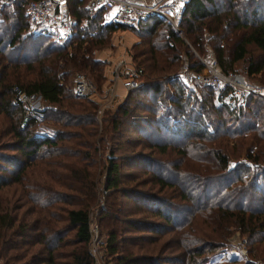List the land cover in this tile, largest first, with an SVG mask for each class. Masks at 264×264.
Instances as JSON below:
<instances>
[{
  "label": "trees",
  "instance_id": "trees-1",
  "mask_svg": "<svg viewBox=\"0 0 264 264\" xmlns=\"http://www.w3.org/2000/svg\"><path fill=\"white\" fill-rule=\"evenodd\" d=\"M27 1L0 2V192L12 186L13 193L0 194L2 262L90 264L89 166L106 149L97 219L111 264H205L231 248L233 232L245 255L236 264H264V96L246 93L237 103L225 87L195 90L176 75L182 61L199 70L192 50L201 56L208 47L221 71L235 72L238 62L239 73L264 89V0H186L175 27L156 15L115 23L84 0H65L73 24L62 45L25 30ZM116 29L136 37L128 54L141 83L97 119L96 99L75 96L71 76L86 70L100 91L106 77L91 51ZM13 86L39 95V136L33 119L20 123ZM138 109L145 114L130 118ZM130 124L141 140L121 137ZM163 135L184 138L170 144ZM240 153L228 167L229 155ZM125 163L137 170H121Z\"/></svg>",
  "mask_w": 264,
  "mask_h": 264
},
{
  "label": "built area",
  "instance_id": "built-area-1",
  "mask_svg": "<svg viewBox=\"0 0 264 264\" xmlns=\"http://www.w3.org/2000/svg\"><path fill=\"white\" fill-rule=\"evenodd\" d=\"M186 0H84V7L95 11L100 10L104 19L120 24H133L137 20L149 16H159L165 19L173 27L183 8ZM65 0H28L24 7V14L27 20V30L33 33H42L56 44L62 45L69 38L72 32L73 18L65 8ZM201 63L199 70H193L186 64H181L176 75L177 78L187 87L196 84L209 86L213 89L226 88L228 94L240 102L246 93H256L264 96V89L258 85L247 82L244 77L234 71H221L215 60L197 56ZM107 61V60H106ZM106 80L101 85L100 91H96L89 78L82 72H74L71 76V92L75 96H87L97 101L96 116L101 111L113 104L116 94V83L120 84L123 92L134 88L141 83L139 78L140 70L127 59L119 58L110 66L107 64ZM10 103L19 105L20 123L24 124L33 119L36 129L33 136H39L42 113L39 103L41 101L36 93H26L17 86L12 87ZM231 167V163H228ZM89 239L87 251L90 255V264H106L103 259L100 239L96 232V225L89 224ZM245 255H243L244 257ZM0 264H4L0 259Z\"/></svg>",
  "mask_w": 264,
  "mask_h": 264
},
{
  "label": "rangeland",
  "instance_id": "rangeland-1",
  "mask_svg": "<svg viewBox=\"0 0 264 264\" xmlns=\"http://www.w3.org/2000/svg\"><path fill=\"white\" fill-rule=\"evenodd\" d=\"M0 2H3L5 4H10V3H12V0H0ZM64 5H65V8H66V3ZM66 10H67V8H66ZM102 17H103V15H102ZM107 18H105V19H107ZM25 30L28 32L27 25H26ZM123 30H127V29H123ZM121 31L122 30H120V29H116L113 32L109 33V35L107 37L106 43L103 46H101L99 48H94L91 51L92 57L94 59H96V60L101 61V63H102L101 64V71L105 75L107 74L106 71H105L106 68H107V64H108V66H110L111 63L115 62L119 58H123L125 60L128 59L130 61V57H129V54H128L129 46H126L125 45L126 44V39H125V37H122V32ZM192 52L197 57V54L195 53V51L192 50ZM202 53L203 54H200L201 57H203V58L206 57V58L212 59L211 58V53H210V50H209L208 47H204V50H203ZM182 62L183 63H181V64H185L186 63V61H182ZM180 65H179V67H180ZM234 67H235V70L237 71V73L241 72L238 62H236V64H235ZM76 72H82L83 74H85L89 78V80L92 81V84L95 85L94 80L91 78V76L88 74V72L86 70H76ZM243 77H244V79L247 82H249V83H251L253 85H256V86L258 85L257 79H255L253 77H249V79L246 78V76H243ZM191 88L192 89H195V87H191ZM116 89L119 92H116L117 96H115L114 101H113V104L110 107L114 106L120 99H122V97L126 93V91L123 92L122 88L119 90V87H116ZM227 94H228V92H227ZM40 104H42V102L39 103V106H40ZM110 107H106V108H110ZM135 114L144 115L145 112L144 111H140L138 109L135 112L131 113L130 118H131V116L133 117ZM99 116H97V119L99 118ZM138 121H140V120H138L136 118L135 119V122H136L137 125L139 124ZM134 127H136L135 124L132 125V126L130 124V126H128L127 128H124V126H123L122 127L123 132H122L121 137L122 138H128L129 139V138H134V136H137L138 135L139 138H140V140H141L142 137H143V134L139 133L140 134L139 135L138 134V131L135 130ZM145 134H148L147 136H154L155 135V134L153 135L150 130H146ZM155 137L159 138L160 136L155 135ZM161 137H162L161 139H165V140L171 138L172 141L169 140L170 142H168L170 144H175L174 142L179 143L178 141L183 140V138H184V136H179V137L172 136V137H168V135H165V136L163 135ZM131 148L132 147L130 145H126L124 151L130 150ZM131 150H140L143 153V152H147L148 149L147 148H144L142 146H136V147L132 148ZM105 152H106V149H101L99 151V154L97 155V158L95 160V163L94 164H91L89 166L90 174H91L92 180L94 182L95 198L93 199L92 202L89 203V205L87 207V214H88L89 224H90V226L93 225V224L96 225V232H97V235H98V237L100 239V246L101 247H102V241H104V236L105 235H104V227H102L101 225H99V222H98V219H97V211H98V207L101 206L102 203L104 202V194H103L104 192L102 190V184H103V164H102V158L106 154ZM229 156L232 157L230 159V161H229V164L230 163L232 164L234 161H238V160H242L243 159L242 153H240L237 157H233L232 155H229ZM171 157H174V155H171ZM136 166L137 165H134V164L133 165H128V164L125 163V164H123L121 166V170H123V171L124 170H137V169H135V168H137ZM140 168L142 169V167L140 166V167H138V170ZM128 184H132V183H128ZM3 193L8 194V196L12 195L13 194L12 193V186H9L8 188L3 189L0 192V194H3ZM132 204H134V202L132 200H127L126 207L127 208H130V209H133V205ZM140 209H141V211L138 208L139 212L142 214V210H145V208L142 207ZM140 213H136L135 214V217H138ZM177 214H179L181 216H184L185 215V211H182L181 209H179ZM179 217L180 216H177V218H179ZM132 232L133 233H136L135 231H132ZM169 234L170 233H165L163 235V237H165V236H167ZM228 243H230L231 248H228L227 247L226 249H222V251H220L219 253H217L209 262H207L205 264H236V263H239L241 260H243V255L241 256V252H240L239 248H237L238 246H243L242 245V236L240 234H238V233L233 232L232 233V237L229 239ZM146 246H147L146 248H151L152 246L155 247L156 245H151L150 244V245H146ZM131 248H132L133 251L136 252V249H135L134 246H131ZM146 248L144 247V251L146 250ZM144 251L141 250L140 252H144ZM153 252H155V251H153ZM172 252L173 251H169V250L166 251L167 256L169 257L172 254H174ZM102 254H103V258H104L103 260L106 261V264H111L112 263L111 259H108L109 257L106 256V254L104 253V250L103 249H102ZM230 258H234L235 262L234 263H228V260ZM164 264H167V263H164Z\"/></svg>",
  "mask_w": 264,
  "mask_h": 264
},
{
  "label": "crops",
  "instance_id": "crops-1",
  "mask_svg": "<svg viewBox=\"0 0 264 264\" xmlns=\"http://www.w3.org/2000/svg\"><path fill=\"white\" fill-rule=\"evenodd\" d=\"M145 1L148 2V1H151V0H145ZM121 32H122V37H125V39H126V44H125L126 46H129L132 42H134L136 40L135 35L131 31H129V30H122ZM115 86L116 87H119V90L121 89L119 83H116ZM116 91L119 92L117 89H116Z\"/></svg>",
  "mask_w": 264,
  "mask_h": 264
}]
</instances>
